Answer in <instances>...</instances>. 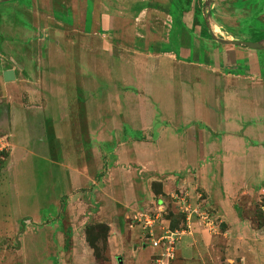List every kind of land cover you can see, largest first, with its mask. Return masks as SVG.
<instances>
[{
    "label": "crops",
    "instance_id": "0c3cea01",
    "mask_svg": "<svg viewBox=\"0 0 264 264\" xmlns=\"http://www.w3.org/2000/svg\"><path fill=\"white\" fill-rule=\"evenodd\" d=\"M68 1H72L68 6L72 12L65 33L78 30L103 38L108 45L95 53L92 63L96 87L95 117L90 130L94 134L91 146L95 147V157L103 155V148L113 147L108 173L121 174V166L131 163L134 145H140L134 161L156 171L157 176L169 175L174 190L188 192L193 203L198 196L197 190L203 192L213 215L226 226L219 237L203 230L199 220H195L192 230L182 236L180 256H176L172 264H221V240L231 256L238 255L245 260L243 264L253 262L252 257L262 258V248L255 245L258 242L256 231L248 219L239 215L237 205L241 196H254L258 187H264V45L252 48L236 45L233 40L220 42L203 26L196 35L184 32L179 35L181 32L175 29L176 12H168L167 7L160 10L145 0L138 1L136 11L133 0H93L91 13L88 12V0ZM37 2L0 0L1 17L7 21L11 17L9 9L18 15L29 9L37 18ZM51 12L54 15L48 14V20L40 23L58 28L60 18L54 6ZM202 16L205 20L206 16ZM157 19L159 26L154 28L152 25L155 29L152 31L148 25ZM145 25L148 34L161 39L159 49L133 44L132 38L137 37ZM12 47L5 44L0 47V53H11L8 54L9 63L23 67L19 69L25 74L10 68L15 70L16 79L30 81L40 77L41 73L34 71L36 62L27 54L18 56L16 48ZM57 50L61 51L60 58L53 57ZM84 54L86 50L80 43L62 41L59 46L53 44L49 48V58L38 61L39 66L46 67L47 99L57 96L66 99L63 103L67 105L70 98L77 99L76 138H63L65 141L72 139L79 147L87 144L82 111L86 109L84 78L91 62ZM106 63L111 80L114 77L117 84L119 81L122 85L123 80L125 85L131 82L130 87L134 90H102L98 79L102 74L107 75ZM0 64H6L4 59H0ZM58 66L67 70L53 69ZM7 69L10 70H2L3 76ZM114 71L122 78L116 77ZM64 72L67 76L63 81L58 80L56 77H62ZM70 74L75 76L72 85L77 90L73 93L66 90ZM68 117L67 122L75 120H70V113ZM66 129L73 131L72 125ZM94 190L98 192L100 188L97 186ZM136 226L129 224L127 229H132L131 232L138 236L140 230ZM123 227L126 228L118 222V236L112 230L115 237L110 241L112 254L120 251L123 245ZM135 246L132 251H127L128 259L135 255L134 261L143 264L140 246ZM75 250L73 246L71 253ZM163 260L168 261V258L164 256Z\"/></svg>",
    "mask_w": 264,
    "mask_h": 264
},
{
    "label": "rangeland",
    "instance_id": "374dc122",
    "mask_svg": "<svg viewBox=\"0 0 264 264\" xmlns=\"http://www.w3.org/2000/svg\"><path fill=\"white\" fill-rule=\"evenodd\" d=\"M138 1L141 0H133L134 11L138 8ZM145 1L160 10L166 7L170 9L168 12L174 10L177 15L175 29L181 32L179 35L183 32L196 35L203 26L220 42L236 40L264 45V0ZM71 3L68 0H54L53 3L38 0L37 18L29 9L21 15L9 9L11 17L6 21L0 12V47L6 44L15 47L18 56L27 54L37 64L34 71L41 73L34 80H15L19 87L16 99L15 94L7 89L8 81L4 80L2 70L14 68L23 74L25 72L9 63L8 54L11 53H0V59L6 63L0 64V144L5 143L4 148L0 145V264H141L134 261L135 255L128 259L127 251H132L135 245L140 246L143 264H172L174 258L180 256L182 236L192 230L195 220H199L203 230L219 237L226 226L213 215L203 192L197 190L198 196L193 203L188 192L174 190L169 175L157 176L156 171L134 161L140 145H134L131 163L121 166V174L108 173L113 147L103 148V155L95 157V147L91 146L94 134L90 130L95 117L96 87L92 63L95 53L108 45L103 38L78 30L65 33L71 21L69 15L72 11L68 8ZM52 5L60 18L58 28L40 23L48 20V14L54 15ZM87 6L91 13L93 0H88ZM202 14L206 16L205 20ZM77 22H74L75 26H78ZM157 22L159 24L160 21L154 20L148 26L156 28L159 26ZM148 31L146 25L143 31L140 29L141 33L132 38L133 44L159 49L161 39L152 37ZM62 41L83 45L84 55L91 62L84 78L86 109H83L82 117L87 140L85 147L66 139L76 138L77 99L70 98L68 105L63 103L67 102L66 99L57 96L47 99L46 67L38 63L49 58V48L53 44L59 46ZM60 55L61 51L57 50L53 57L60 58ZM106 66L107 75L104 77L102 74L98 79L102 90H134L130 87L131 82L125 85L123 80L122 85L119 81L117 84L114 77L111 80L108 63ZM71 68L68 70L72 72ZM53 69L67 70L62 66ZM114 72L116 77L122 78L118 71ZM65 74L56 78L63 81ZM74 78L73 74L69 75L66 87L69 93L77 90L72 85ZM68 113L70 120L75 118L72 123L67 122ZM64 118L65 121H61ZM71 125L73 131L67 130L66 127ZM97 186L100 190L95 192ZM100 200H103L102 204ZM237 206L239 215L251 222L258 237L255 245H260L263 251L262 258L252 257L253 262L251 260L249 264H264V187H258L254 196H241ZM118 222L126 227H123V245L120 251L112 254L110 241L115 238L112 230L116 236L119 235ZM129 224L137 225L139 237L131 232L132 229H127ZM172 233L173 243L163 240L162 247L153 245L154 241ZM73 246L76 250L71 253ZM225 246L221 240V264L245 262L238 255L231 256ZM168 247L173 248L169 256ZM164 256L168 261L163 260Z\"/></svg>",
    "mask_w": 264,
    "mask_h": 264
},
{
    "label": "water",
    "instance_id": "95a60500",
    "mask_svg": "<svg viewBox=\"0 0 264 264\" xmlns=\"http://www.w3.org/2000/svg\"><path fill=\"white\" fill-rule=\"evenodd\" d=\"M232 43L238 45V44H243L252 48H257L260 46L259 43H254V42H247V41H232ZM18 68H23L21 65H18ZM4 79L6 81H8V85H7V89L9 92H12L15 94L16 99L19 97V95H17V93H19V89L16 83H14L15 79H16V75H15V70L10 69V70H6L4 72Z\"/></svg>",
    "mask_w": 264,
    "mask_h": 264
},
{
    "label": "built area",
    "instance_id": "2783aa9c",
    "mask_svg": "<svg viewBox=\"0 0 264 264\" xmlns=\"http://www.w3.org/2000/svg\"><path fill=\"white\" fill-rule=\"evenodd\" d=\"M3 148L5 147V143H1L0 144ZM0 146V147H1ZM0 151H2V148H0ZM163 240H170L172 243H173V241H174V233H172V235H166V236H164V237H162L161 239H159V240H156V241H154L153 242V245L155 246V247H162V241ZM174 244H175V242H174ZM173 248L172 247H168L167 248V254H168V256L170 255V250H172Z\"/></svg>",
    "mask_w": 264,
    "mask_h": 264
},
{
    "label": "trees",
    "instance_id": "16d2710c",
    "mask_svg": "<svg viewBox=\"0 0 264 264\" xmlns=\"http://www.w3.org/2000/svg\"><path fill=\"white\" fill-rule=\"evenodd\" d=\"M93 248H94V246H93Z\"/></svg>",
    "mask_w": 264,
    "mask_h": 264
}]
</instances>
